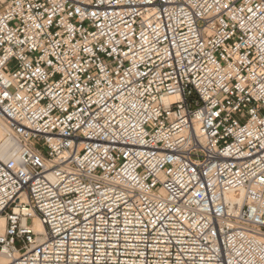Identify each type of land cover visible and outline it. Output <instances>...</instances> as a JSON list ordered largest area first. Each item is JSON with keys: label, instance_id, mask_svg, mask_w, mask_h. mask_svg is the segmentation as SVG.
<instances>
[{"label": "built area", "instance_id": "2783aa9c", "mask_svg": "<svg viewBox=\"0 0 264 264\" xmlns=\"http://www.w3.org/2000/svg\"><path fill=\"white\" fill-rule=\"evenodd\" d=\"M0 218V264H264V0H0Z\"/></svg>", "mask_w": 264, "mask_h": 264}, {"label": "bare ground", "instance_id": "6f19581e", "mask_svg": "<svg viewBox=\"0 0 264 264\" xmlns=\"http://www.w3.org/2000/svg\"><path fill=\"white\" fill-rule=\"evenodd\" d=\"M4 223H5V219L4 218H0V228H1V230H3ZM34 229L36 231H38V232H41L44 229L43 224L38 219L35 220ZM5 262L6 261L4 259L1 260V263H5Z\"/></svg>", "mask_w": 264, "mask_h": 264}, {"label": "rangeland", "instance_id": "374dc122", "mask_svg": "<svg viewBox=\"0 0 264 264\" xmlns=\"http://www.w3.org/2000/svg\"><path fill=\"white\" fill-rule=\"evenodd\" d=\"M29 223H30V224L32 223L31 219H29Z\"/></svg>", "mask_w": 264, "mask_h": 264}]
</instances>
